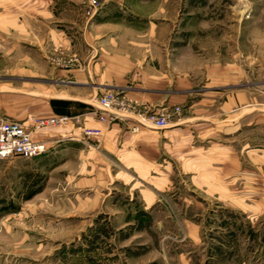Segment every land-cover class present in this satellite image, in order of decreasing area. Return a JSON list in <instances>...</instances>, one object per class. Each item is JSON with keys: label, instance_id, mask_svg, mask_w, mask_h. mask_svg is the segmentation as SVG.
Segmentation results:
<instances>
[{"label": "rangeland", "instance_id": "obj_1", "mask_svg": "<svg viewBox=\"0 0 264 264\" xmlns=\"http://www.w3.org/2000/svg\"><path fill=\"white\" fill-rule=\"evenodd\" d=\"M101 1L0 0V118L50 116L52 96L83 97L86 89L97 87L93 82L84 86L72 82L76 77L68 69L76 68L78 61L66 51L60 33L74 36L81 20H90L98 13ZM187 11L196 12V54L202 56V63L217 60L218 53L223 59L227 53L223 44L218 52L214 42L226 37L229 41L231 35L234 38L236 31L230 29L231 24L241 17L243 81L219 88L221 83L213 82L209 74L214 68L197 66L190 84L192 100L186 105L164 101L161 106H143L130 100L127 92L101 84L104 87L94 102L99 105L101 96L113 94L118 103L105 116L117 115L112 121L121 122L122 130L117 140L102 128V134L94 138L97 142H191V155L201 158L202 166L207 165L209 156L219 157L223 143L232 145L229 155L246 156L247 150L254 148V153L264 156V0H182L181 12ZM223 26L228 27L227 36L211 35ZM230 47L229 60L234 53ZM127 85L129 92L140 87L136 82ZM241 92L243 98L237 103L226 98ZM151 116L164 118L166 125H150ZM72 121L73 117L69 124ZM252 143L257 146H246ZM167 146L163 151L149 147L148 155L161 156L159 161L168 159L172 145ZM57 150L33 159L0 161V264H83L82 248L92 246L100 250V264H107L111 249L123 251L117 241L141 232L160 236L161 228L152 222L170 214L160 207L145 209L140 190L156 189L152 177L139 179L132 167L118 160L116 149L100 148L98 158L85 159L94 163L88 166L99 180L94 188L83 186V178L93 172L82 170L80 152ZM260 165L263 172L264 163ZM116 171L129 172L133 180H112L110 176ZM133 182L137 187L131 185ZM259 182L264 185L262 174ZM193 194L197 203H220L217 196L201 189ZM157 196L163 203L169 201L163 192ZM87 200H94L98 207L82 210L81 203Z\"/></svg>", "mask_w": 264, "mask_h": 264}, {"label": "crops", "instance_id": "obj_2", "mask_svg": "<svg viewBox=\"0 0 264 264\" xmlns=\"http://www.w3.org/2000/svg\"><path fill=\"white\" fill-rule=\"evenodd\" d=\"M181 1L102 0L98 13L90 20H81L74 36L61 32L68 47L66 51L75 55L78 61L74 63L76 68L68 69L76 77L72 82L83 86L88 82L98 85L86 89L83 97L87 98L52 96V114L61 115L55 111L51 100H70L73 103L66 106L62 114L72 116L75 121L58 128L47 127L35 133L34 138L47 140L50 151L59 149L68 153L72 149L78 150L83 158L82 170L93 172L83 178V186L94 188L99 180L92 166H88L94 163L85 159L90 156L98 158L100 148L116 149L118 160L132 167L139 179L152 177L156 189H140L146 203L144 208L160 207L170 217L153 220L154 226L161 228L160 236L141 232L117 241L123 251L117 253L115 247L111 249L107 264H264V185L260 186L259 182L261 174L264 177V171L260 170L264 156L254 153V148L247 150L249 154L246 156L229 155L228 149L232 145L223 143L219 157L209 156L207 165L202 166L201 158L191 155V142H97L83 132L84 127H100L110 133L113 140L121 134V122H101L95 112L97 104L94 101L104 86L127 92L130 100L143 106H161L164 101L186 105L192 100L190 84L197 66L214 68L209 74L213 82L221 83L219 88L243 81L241 17L229 27L235 28L234 38L231 35L229 41L226 37L225 41L214 42L218 52L223 44L227 52L223 59L218 53L217 60L202 63V56L198 58L196 54V12L182 13ZM184 24L186 28H183ZM205 25L201 28L205 29ZM227 33L228 27L223 26L219 32L212 31L211 35L221 38ZM198 42L202 43V39ZM229 46L234 50L230 60ZM129 82L139 83L140 87L129 92ZM242 96L241 92L238 96L227 94L226 98L237 103ZM166 145H172L168 159L159 161L161 156L148 155L147 148L163 151ZM20 157L27 159L14 156L6 161L13 162ZM120 177L126 182L133 180V176L124 171L113 172L110 176L112 180ZM131 185L137 187L136 182ZM196 189L217 196L219 205L197 203L193 194ZM160 192L169 196L167 203L159 200L157 194ZM98 205L94 200H87L82 201L80 208L93 210ZM117 242L115 240V244ZM81 254L83 264L85 261V264H100V250L95 251L93 246L82 248Z\"/></svg>", "mask_w": 264, "mask_h": 264}, {"label": "built area", "instance_id": "obj_3", "mask_svg": "<svg viewBox=\"0 0 264 264\" xmlns=\"http://www.w3.org/2000/svg\"><path fill=\"white\" fill-rule=\"evenodd\" d=\"M100 104L96 106L95 112L98 114L99 120L112 122L117 115L107 118L110 115V108L116 105V97L109 93L100 97ZM112 113V112H111ZM72 117L68 115H50L41 117H29L28 119H0V161L12 158L14 156H22L27 159L37 158L48 153L51 145L47 140L34 138V134L43 131L47 127H57L69 124ZM150 125L163 127L166 125L165 119L151 116L148 119ZM84 135L88 137H98L103 130L100 127H84Z\"/></svg>", "mask_w": 264, "mask_h": 264}, {"label": "trees", "instance_id": "obj_4", "mask_svg": "<svg viewBox=\"0 0 264 264\" xmlns=\"http://www.w3.org/2000/svg\"><path fill=\"white\" fill-rule=\"evenodd\" d=\"M51 103H52L53 108L55 109V111L57 113H61V115H66V114H62L65 112L64 108L73 102L70 100L53 99V100H51ZM32 195H33V193L29 194L28 196L25 197V199H28Z\"/></svg>", "mask_w": 264, "mask_h": 264}]
</instances>
